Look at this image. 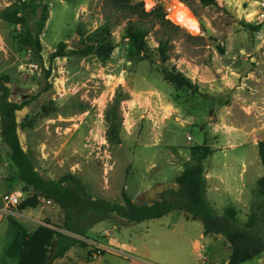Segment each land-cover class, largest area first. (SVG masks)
Listing matches in <instances>:
<instances>
[{"label": "rangeland", "instance_id": "rangeland-1", "mask_svg": "<svg viewBox=\"0 0 264 264\" xmlns=\"http://www.w3.org/2000/svg\"><path fill=\"white\" fill-rule=\"evenodd\" d=\"M40 1L48 7L40 35L42 62L20 47L17 29L0 20V76L10 79L11 99L28 101L26 116L36 121L22 134L38 174L62 184L71 176L94 198L122 203L124 191L142 203L147 190L173 184L179 169L191 163L182 160L177 166V142L189 135L191 144L205 143L212 150L203 163L211 207L222 214L231 206L239 224L246 223L260 203L255 183L263 169L257 142L264 140V22H253L250 6L242 0H214L209 6L198 0H133L142 2L146 12L162 6L166 18L185 34L173 37L166 64L196 86L191 92L163 79L155 52L157 28L146 38L151 59L129 56L122 39L125 21L112 30L113 51L98 56L93 49L87 51L91 43L86 38L104 24L106 15L115 14L107 0ZM11 3L0 0V11ZM183 7L196 20L194 31L178 22ZM59 43L65 44L64 57L51 59ZM51 102L56 111L42 118L41 107ZM113 105L119 116V143L107 139L106 116ZM177 108L188 113L194 125L178 136ZM12 191L26 196L9 150L0 141V195ZM12 210L16 214L8 218L28 232L43 224L21 215L17 207ZM39 210L47 214L44 220L52 228L69 234L60 229V209L40 204ZM74 250L72 256L99 255L94 246ZM210 251L209 264H224L230 253L221 237L213 238ZM245 264H264V253Z\"/></svg>", "mask_w": 264, "mask_h": 264}, {"label": "trees", "instance_id": "trees-1", "mask_svg": "<svg viewBox=\"0 0 264 264\" xmlns=\"http://www.w3.org/2000/svg\"><path fill=\"white\" fill-rule=\"evenodd\" d=\"M11 1L8 7L0 11V20L14 26L18 31L17 41L20 47L27 51L33 60L42 62L40 35L48 19L47 5L40 0ZM198 1L202 6L214 3V0ZM107 2L114 8L115 14L106 15L104 24L87 36L86 42L91 43L87 51L93 49L98 56L110 54L115 48L114 44L109 42L112 30L125 21L122 39L126 40L129 56L138 55L140 60L151 59V54L146 51V38L157 28L155 52L161 63L163 79L177 87L195 92L196 86L186 76L177 72L174 67L169 69L166 64L175 41L173 37L185 34L166 18L164 8L157 6L146 12L142 2ZM117 14H121L120 17H116ZM248 29L253 31L255 27L249 26ZM64 47V43H59L51 59L64 57ZM218 51L222 54L224 50L218 48ZM9 83L7 76H0V141L9 150L17 181L24 184L22 192L26 196L17 208L19 211L34 209L40 205L41 200H50L63 213L60 229L73 235L56 230L59 229L57 226L52 228L48 220L28 232L18 222L7 217L8 224L13 228L7 256L12 258L15 264H52L53 261L63 258L72 247L85 248L87 244L80 238H86L87 232L99 222L128 227L174 212H183L192 220L199 221L204 234L224 239L230 249L225 264H243L264 253V140L257 142V155L263 169V175L255 183V195L260 199V203L243 225L239 224L233 207L228 206L222 214H217L207 200L203 163L212 150L205 143L189 147L191 163L185 164L174 179L176 188L164 191L159 196L160 200L138 203L122 191V203L111 202L89 196L71 176L65 180L66 184H62L44 180L38 174L29 150L22 151L16 134L17 127L21 133L32 130L36 121L25 116L19 125L16 124L15 111L28 106V101L24 97L21 102L11 99L7 87ZM115 106H111L106 116L109 123L107 139L109 142L119 143V116ZM55 111L56 106L51 102L50 105L41 107L40 116L46 118ZM99 254L102 255L103 252L99 251Z\"/></svg>", "mask_w": 264, "mask_h": 264}, {"label": "crops", "instance_id": "crops-1", "mask_svg": "<svg viewBox=\"0 0 264 264\" xmlns=\"http://www.w3.org/2000/svg\"><path fill=\"white\" fill-rule=\"evenodd\" d=\"M177 115L180 116V120L177 121L178 136L188 132L194 125L192 117L190 115L187 117L188 113H184L182 109L177 108ZM188 137L190 136L186 135L181 144L177 142V166L182 160L190 161L189 147L195 144H191V140H187ZM181 171L182 168L179 169L177 176ZM127 188L126 185L125 190ZM206 197L208 200L207 192ZM52 205L59 209L57 205ZM39 206L19 212L41 223L47 214L39 210ZM7 217L6 209L0 205V264H15L14 260L7 256L12 240V231ZM88 241L103 254L88 258H85L83 254L81 257L72 256V252H75V247H72L63 258L53 261L52 264H198L200 244L208 245L210 255V242L213 241V237L204 234L199 221L192 220L183 212H174L159 219L147 220L128 227L99 222L87 232L84 238L87 249H92L93 246Z\"/></svg>", "mask_w": 264, "mask_h": 264}, {"label": "built area", "instance_id": "built-area-1", "mask_svg": "<svg viewBox=\"0 0 264 264\" xmlns=\"http://www.w3.org/2000/svg\"><path fill=\"white\" fill-rule=\"evenodd\" d=\"M242 4H248L250 6L251 17L254 23L261 24L264 22V0H242ZM187 140H191L190 137ZM22 200V193L17 191L5 192L0 195V202L8 214L14 213L10 211V208H16ZM40 204L49 206L52 205V202L50 200H41ZM198 264H209L208 245L206 243L200 244L198 248Z\"/></svg>", "mask_w": 264, "mask_h": 264}, {"label": "water", "instance_id": "water-1", "mask_svg": "<svg viewBox=\"0 0 264 264\" xmlns=\"http://www.w3.org/2000/svg\"><path fill=\"white\" fill-rule=\"evenodd\" d=\"M7 87H10V84H7ZM53 90L57 91L58 87L56 82L53 83L52 85ZM16 102V101H15ZM28 112V107L24 106L20 110L15 111V122L17 125L20 124V121L22 118L26 116ZM16 134L18 136V143L19 146L21 147L22 151H26V148L24 146V140H23V134L21 133L19 127L16 129ZM176 186L174 184H158L147 190V192L143 196V202H148V201H153V200H160L159 196L162 194L164 191L169 190V189H175ZM151 203H149V206Z\"/></svg>", "mask_w": 264, "mask_h": 264}, {"label": "bare ground", "instance_id": "bare-ground-1", "mask_svg": "<svg viewBox=\"0 0 264 264\" xmlns=\"http://www.w3.org/2000/svg\"><path fill=\"white\" fill-rule=\"evenodd\" d=\"M184 14H182L181 19L178 20V22L181 24L182 27L189 31H194L195 28L197 27L196 20L191 16L190 12L188 9L183 7Z\"/></svg>", "mask_w": 264, "mask_h": 264}]
</instances>
